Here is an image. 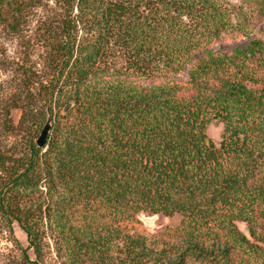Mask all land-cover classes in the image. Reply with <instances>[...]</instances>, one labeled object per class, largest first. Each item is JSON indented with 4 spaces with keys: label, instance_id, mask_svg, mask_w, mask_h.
Here are the masks:
<instances>
[{
    "label": "trees",
    "instance_id": "1",
    "mask_svg": "<svg viewBox=\"0 0 264 264\" xmlns=\"http://www.w3.org/2000/svg\"><path fill=\"white\" fill-rule=\"evenodd\" d=\"M11 7L0 20L16 36L41 11L35 34L21 37L25 62L10 67L18 91L2 113L20 138L0 149V239L19 264H41L50 236L60 264H264V0ZM35 44L41 69L29 59ZM211 120L223 123L218 142ZM141 213L180 215L177 240L121 229Z\"/></svg>",
    "mask_w": 264,
    "mask_h": 264
},
{
    "label": "rangeland",
    "instance_id": "2",
    "mask_svg": "<svg viewBox=\"0 0 264 264\" xmlns=\"http://www.w3.org/2000/svg\"><path fill=\"white\" fill-rule=\"evenodd\" d=\"M24 0H0V12L4 16L8 15V21H11L12 5L13 3H21ZM37 2V0H31ZM235 4H242L243 0H230ZM41 11L39 8L32 9L29 12L26 20L19 22L17 36L9 30V27L0 20V149L9 147L12 143L19 140V136L5 132L2 127V113L3 108L8 103V97L11 93L17 92L14 81L12 79V72L10 67L25 62L23 59V47L20 45L22 35L30 37L35 34V29L38 26V21L41 19ZM262 32L258 34L259 37L264 36V26ZM17 31L15 33H17ZM33 38V37H31ZM42 52L40 45L35 44V51L29 57L30 61L35 64L38 68H42L44 60L39 53ZM20 111L18 109L12 110V118L15 123L19 119ZM45 123V122H44ZM44 125V124H43ZM43 127V126H42ZM42 128L37 132L39 135ZM206 132L208 136L218 142L223 132V123L218 120H211L207 124ZM261 167L258 168L256 178L262 181L264 180V155H260ZM264 211L261 209L257 210V231L259 237H264ZM180 215L174 216H163L160 214H146L141 213L137 216L136 220L125 221L120 223L121 229L131 235H139L146 237L148 241L156 240L159 243L169 242L173 243L177 240ZM237 227L252 239L249 235V230L245 222L237 221ZM14 235L19 243L25 247L27 245L25 233L20 229L17 224H14ZM30 257L34 255L32 251H29ZM20 252L16 249L9 241L0 239V264H19ZM41 264H60L56 256V245L54 239L50 236L46 240L43 259Z\"/></svg>",
    "mask_w": 264,
    "mask_h": 264
},
{
    "label": "water",
    "instance_id": "3",
    "mask_svg": "<svg viewBox=\"0 0 264 264\" xmlns=\"http://www.w3.org/2000/svg\"><path fill=\"white\" fill-rule=\"evenodd\" d=\"M51 125V115L48 114L45 124L42 127V130L40 131L38 137L35 140V143L38 147H45L51 130Z\"/></svg>",
    "mask_w": 264,
    "mask_h": 264
}]
</instances>
